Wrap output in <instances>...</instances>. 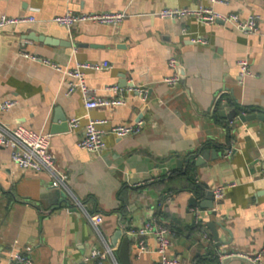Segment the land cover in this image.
<instances>
[{
	"label": "crops",
	"instance_id": "1",
	"mask_svg": "<svg viewBox=\"0 0 264 264\" xmlns=\"http://www.w3.org/2000/svg\"><path fill=\"white\" fill-rule=\"evenodd\" d=\"M199 5L210 0H0V18H36L0 29V101H17L0 113V122L50 134V151L65 176V184L56 185L49 172L20 167L10 149L0 147V264L25 248L34 264H78L91 251L108 248L113 255L107 264H126L125 253L128 264H155L154 236L145 238L148 252L141 254L138 238L129 234L152 219L169 228L170 253L183 264H257L222 258L226 252L264 257V120L243 122L236 111L264 112V0L212 6L224 14L257 16L255 32L159 15L164 8ZM68 11H127L129 17L117 27L84 22L68 30L53 21ZM195 37L208 43H193ZM26 54L65 69L107 62L108 68L86 72L87 85L97 96L124 97L125 104L88 112L80 92L68 94L62 72ZM171 56L181 79L169 85L164 80L173 74ZM242 59L249 61L247 76L240 74ZM132 85L147 90V98L128 92ZM112 86L122 91L113 93ZM228 108L237 112L232 121L219 114ZM87 114L108 120L100 153L78 146ZM62 116L80 118L79 126L52 131ZM137 122L143 125L138 135L109 132ZM207 151L206 162L200 161ZM189 166L204 188L235 183L216 210L199 206L206 197L172 193L185 183L170 180L172 172ZM195 207L204 211L206 227L197 222ZM208 223L216 224L220 246Z\"/></svg>",
	"mask_w": 264,
	"mask_h": 264
},
{
	"label": "built area",
	"instance_id": "2",
	"mask_svg": "<svg viewBox=\"0 0 264 264\" xmlns=\"http://www.w3.org/2000/svg\"><path fill=\"white\" fill-rule=\"evenodd\" d=\"M230 0H210V5H199L196 8L190 7H174L164 8L159 12L160 17L170 20H182L184 18L195 19L198 23L203 25H212L217 23L233 24L238 30L242 32H255L257 30L258 18L255 15H251L248 18H242L238 13L224 14L215 10L212 6L214 4H228ZM129 14L127 11L117 12H72L68 11L65 14L56 16L53 21L57 24L66 27L68 30H72L76 25L84 22L97 23L102 25H110L117 27L122 24ZM36 21L34 16H2L0 18V29L7 26H19L21 24L33 23ZM185 31V29H184ZM193 43L207 44L208 41L202 37L192 38ZM27 55V54H26ZM29 56L35 61H40L47 64L59 72H62L65 78L69 79L68 82V94L80 92L83 96L84 106L89 112L96 108L101 107H116L125 104L124 97H102L97 96L88 87L86 82V72L88 70H101L110 67L107 62L102 64L90 63V62H79L73 68L65 69L59 64L52 63L49 60L38 58L37 56ZM168 65L172 69L173 74L166 78L164 81L169 84H177L181 75L178 70L177 59L175 56H171L168 60ZM240 67L241 76H247L251 74L249 61L242 59L238 62ZM109 90L113 93L122 91L118 86H112ZM127 91H136L142 95L143 99L147 98V90L142 87L130 86ZM17 104L14 99H6L0 101V113L9 110ZM88 122L85 127L84 135L79 140L78 146L89 152L100 153L106 146L104 140L103 126L108 124V120L92 118L87 114ZM80 118H73L69 121L71 129H75L79 126ZM143 130L141 122L136 124H123L112 126L109 130L110 133L114 134L118 138H125L128 136L138 135ZM50 134L38 133L30 130L26 126L18 125L16 127H10L0 122V147L9 148L11 151L12 160L24 169H30L33 171H47L54 178L55 184H65V176L60 174L56 167V161L54 155L50 151ZM228 154L232 153V149L228 150ZM262 176L264 178V161ZM235 183L224 184L215 187L213 191L214 207L222 201L226 194V190L230 187H234ZM79 206H82L79 203ZM196 215L197 222L203 223L202 213L204 212L198 207L193 208ZM95 224L97 222L94 221ZM204 225V223H203ZM205 226V225H204ZM206 227V226H205ZM131 236L138 238L137 245L139 252H148L145 238L148 235H153L156 241L155 253L157 259L155 264H183L182 259L172 255L170 253L171 247V232L169 228L163 223L152 219L147 221L142 227L137 230L131 229L129 231ZM113 253L111 249L105 251L93 250L86 255L78 264H107L109 256ZM237 255L236 253L226 252L222 254V258H227ZM246 256V255H244ZM257 264H264V257L262 253L256 254L255 256H246ZM7 264H34V260L30 255V248H25L24 251L13 250L9 255Z\"/></svg>",
	"mask_w": 264,
	"mask_h": 264
},
{
	"label": "water",
	"instance_id": "3",
	"mask_svg": "<svg viewBox=\"0 0 264 264\" xmlns=\"http://www.w3.org/2000/svg\"><path fill=\"white\" fill-rule=\"evenodd\" d=\"M40 41H45L47 43H50V44H53V43H57L55 40L52 41L48 38H44V37H40L39 39ZM219 114L221 116H224V117H227L229 120H233L235 117H237V112L235 111H232L230 110V108L228 109H221L219 111ZM238 118L243 121V122H246V121H250V120H255V119H258V120H264V112H261L259 114H239L238 115ZM58 121H61V125H56V126H53L52 127V131L54 132H57V131H65V130H68L69 129V120H68V117L66 116H62V117H59L58 118ZM213 154L215 153V151L212 152ZM208 154L209 152H203L202 154V157L200 158L201 160L200 161H204L206 162L207 158H208ZM180 163V162H179ZM205 189L207 190L206 191V199L201 201L199 206L202 208V209H209V208H213L214 207V197H213V191L209 189V187L207 185H205ZM190 203L194 206L197 205V199L195 197H192L191 200H190ZM207 226L209 227V229L211 230V232L213 233L214 235V238L215 240L217 241V245L220 246L221 244V240L219 238V235H218V232L216 230V224L215 223H208ZM232 258H238V259H243V260H249V261H252L251 259L247 258L246 256H243V255H235V256H231ZM124 259H125V262L126 264L127 263V254L125 253L124 254ZM227 259H230L227 258Z\"/></svg>",
	"mask_w": 264,
	"mask_h": 264
},
{
	"label": "trees",
	"instance_id": "4",
	"mask_svg": "<svg viewBox=\"0 0 264 264\" xmlns=\"http://www.w3.org/2000/svg\"><path fill=\"white\" fill-rule=\"evenodd\" d=\"M236 111L238 113H248L251 109L248 110H241L239 107H236ZM192 169L190 166L187 168L186 172L184 171H176L172 172L170 176V180H183L185 183L179 186V188L171 190L173 194H178L182 191H187L192 193L197 198H204L206 197V189L202 184H199L193 177L191 173ZM187 183V184H186ZM201 225V223H199Z\"/></svg>",
	"mask_w": 264,
	"mask_h": 264
}]
</instances>
